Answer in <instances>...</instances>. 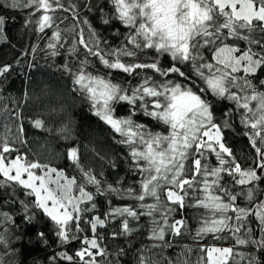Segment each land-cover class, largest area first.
Instances as JSON below:
<instances>
[{
  "label": "trees",
  "instance_id": "trees-1",
  "mask_svg": "<svg viewBox=\"0 0 264 264\" xmlns=\"http://www.w3.org/2000/svg\"><path fill=\"white\" fill-rule=\"evenodd\" d=\"M12 2L13 0H0V16L6 18V39L0 40V67L11 66L8 73L0 76V150L7 143L13 151L4 153L6 161L21 156L28 162H38L62 171L69 178H76L78 183L84 184L85 191L92 194L93 200L81 205L91 209L81 213L82 231H77L73 224L69 236L74 234L77 238L62 244L56 234L57 225L43 209L35 206V196L29 195L31 190L6 181L0 187V237L3 238L0 243V264H84L76 256V252L87 247L83 243L85 238L91 239L93 236L104 253L95 256L97 264H141L142 260L143 264H200L201 257L204 256L201 249L210 246L233 247L234 253L243 254V258L235 255L228 264H248L251 256L257 258V264H264V253L252 245H236L227 231L209 233L202 238L196 235L197 229L210 214L204 208L196 206L197 201L204 199L206 193L202 191L204 176L195 173L192 161L199 158L202 165L220 167L215 153L210 150L203 149V156L193 152L184 161L185 169L180 179L193 180V187L185 186L187 195L183 208L167 201L166 191L172 188L170 184L160 190L159 211L151 216L143 215L148 209L140 205L156 203L153 198L146 197L141 202L134 196L110 193L109 185L121 191L132 188L134 193H139L143 177L135 166L136 162L131 160L128 145L119 142L122 137L94 114L92 102L74 84L73 73L80 69L81 61L87 60L85 72L100 75L121 85L128 90L129 95L132 94L131 89L141 85L145 78H151L158 84L171 80L191 88L210 102L213 121L221 125L223 142L232 151L231 157L224 154L225 159L230 162L234 160L242 169L247 170L255 167L259 156L251 144L250 125L245 126L241 122L244 110L237 109L233 101L214 96L190 64L180 66L187 78L172 73L161 76L151 69H136L135 73L129 74L108 69L97 57L89 55L78 43L81 31L90 46L96 47L94 42L99 40V49L103 52H110L127 44L126 36L131 30L119 20L113 19L111 0H61L63 9L49 13L53 16L54 23L43 32L36 23L42 12H37L34 8L11 7L9 5ZM85 20L88 21L87 24L84 23ZM104 20L109 22L105 24ZM57 31L60 32L59 41L53 38ZM92 32L96 35L92 36ZM253 37L264 42V33H253ZM226 42L235 43L241 49L249 46L244 41L229 39ZM49 44H55V48H49ZM127 47L131 48L132 45ZM251 47L254 51H260L258 45ZM73 48L77 51H71ZM54 51L56 55L52 54ZM202 53L205 61L214 63L211 50H202ZM111 59L114 60L115 56ZM121 60L124 63H152L155 60L164 68L174 63L168 54L160 55L154 50H137L136 57H122ZM237 75L243 76L244 73L241 71ZM260 80H264V71H258L252 78L253 85L259 91H264ZM232 91L240 94L238 89ZM150 99L152 98L146 97V100ZM142 104V101H137V105ZM112 107L116 118L130 117L150 132L168 134V126L145 115L142 106L120 101L113 103ZM148 110H152L151 104L148 105ZM37 120L42 121L41 127L35 126ZM225 121L227 127H224ZM21 128L23 132L20 131ZM257 146L264 148L259 143V138ZM73 147L78 149L80 167L68 158V151ZM228 166L230 164L226 165ZM81 167L101 181L99 191L96 185L85 183ZM256 171L262 179L245 186L236 184L234 178L227 173L221 174L220 183L231 192L239 193L249 187L256 190L253 205H249L243 197H238L236 203L240 207L251 208L264 202V172L258 168ZM212 179L214 178L208 177L209 182ZM0 181H5L2 175ZM74 194L79 195L75 191ZM215 194L223 196L220 192ZM93 203L96 205L94 209L91 208ZM123 207L136 211L139 218L109 215L112 209ZM168 208L175 211L167 212ZM165 214L169 225L176 220L184 221L181 235H173L165 225ZM228 215L234 216V213L229 212ZM96 217L105 220V224L103 227L98 226L93 233L88 221ZM124 219L129 221L132 229L130 233H125L122 229ZM157 224L165 228L163 241L151 238L152 229ZM247 226L253 230L254 239L259 240L264 236L255 217H249ZM243 234L242 232L241 235ZM216 236L221 239H216ZM92 251L96 252L95 249ZM61 253L72 256L73 260L62 258ZM90 259L88 256L84 257L85 261Z\"/></svg>",
  "mask_w": 264,
  "mask_h": 264
},
{
  "label": "snow or ice",
  "instance_id": "snow-or-ice-1",
  "mask_svg": "<svg viewBox=\"0 0 264 264\" xmlns=\"http://www.w3.org/2000/svg\"><path fill=\"white\" fill-rule=\"evenodd\" d=\"M111 3L114 9L113 19L119 20L131 30L126 36L127 44L110 52H103L99 49V40L94 42L96 47H92L81 31L78 43L87 50V53L97 57L108 69H117L129 74L135 73L136 69H151L161 76L172 73L187 78L180 66L190 64L214 96L233 101L237 109L244 110L241 122L245 126L250 125L252 129L250 140L259 160L254 168L244 170L234 160L230 162L225 159L224 154L231 157L232 151L222 142L221 125L213 121L210 102L191 88L173 83L171 80L158 84L151 78H145L141 85L131 89L132 94L129 95L128 90L121 85L100 75L85 72L84 66L88 63L85 60L81 61L80 69L73 73L74 84L78 85V90L86 94V98L92 102L94 114L122 137L119 141L121 144L128 145L131 160L136 162L135 166L143 177L139 193H134L132 188L121 191L111 185L108 187L109 192L120 196H134L141 202L146 197L153 198L156 203L140 205L148 209L142 214L151 216L159 211L160 190L170 184L172 188L166 191L167 201L183 208L187 195L185 186L193 187V180L180 179L185 169L184 161L188 160L193 152L203 156V149L210 150L215 153L220 167L202 165L199 158L192 161L195 173L204 176L202 191L206 193L204 199L197 201L196 206L204 208L210 214L197 229V237L227 231L234 238L236 245H252L264 253V236L259 240L254 239L253 230L247 226L249 217H255L259 222L260 232L264 233V202L251 208L240 207L236 203L238 197H243L249 205H253L256 190L249 187L246 191L242 189L239 193H234L220 183L222 173L232 176L236 184L245 186L262 179L257 174V168L264 172V148L257 146V138L259 143L264 145V91H259L252 83V78L257 72L264 71V42L253 37V33H264V0H111ZM9 6L34 8L35 11L42 12L36 21L41 32L54 23L53 16L49 13L64 7L61 0H13ZM108 22L104 20L105 24ZM84 23L87 24L88 21L85 20ZM5 24L6 18L0 16V40L6 39ZM91 35L96 34L92 32ZM53 38L59 41L60 32H55ZM229 39L244 41L249 46L241 49L235 43H227ZM127 45L132 47L129 48ZM251 45H258L260 51H254ZM48 47L54 49L55 44H49ZM137 50L141 52L154 50L160 55L168 54L174 63L164 68L155 60L152 63L122 62V57H136ZM202 50L212 51L214 63L205 61ZM71 51L75 52L77 49L73 48ZM52 54L57 53L54 51ZM113 56L114 60L111 59ZM10 67L9 65L0 67V76L8 73ZM241 71L244 75L238 76L237 73ZM260 84L264 85V80H260ZM232 89H238L240 94ZM146 97L152 99L146 100ZM120 101L137 107L142 106L145 115L168 126V134L150 132L144 125L136 123L130 117L124 119L114 117L112 105ZM137 101H142L143 104L137 105ZM149 104L151 111L148 110ZM35 126L41 127L42 121H35ZM227 126L225 121L224 127ZM20 131L23 132V129ZM214 145L218 146V150ZM11 151L13 150L7 143L3 144L0 150V175L5 178V181H0V187L6 181H10L30 189L29 195L35 196V206L43 209L57 225L56 234L60 242L63 244L70 239H76L74 234L70 237L69 233L73 224L77 231H82L81 213L91 209L81 205L92 201V194L85 191L84 184L78 183L76 178H69L62 171L47 165L28 162L21 156H16L6 163L4 153ZM67 155L77 167H80L77 148L69 149ZM229 164L230 166L226 167ZM36 169L43 171V175H37L33 171ZM80 170L85 183L96 185L99 191L101 181L82 167ZM209 176L214 178L211 182L208 180ZM74 191L79 195H75ZM216 192L223 193V196L216 195ZM95 207L93 203L91 208ZM25 208L27 209L26 205ZM172 211L175 209H167V212ZM229 212L234 213V216L228 215ZM109 215L139 218L138 213L129 207L114 208ZM88 223L95 233L98 226H104L105 220L96 217ZM164 223L173 235L182 234L183 220H176L169 225L165 214ZM122 229L125 233L132 231L127 219L122 221ZM151 238L163 241L165 228L157 224L152 229ZM215 238L221 239L219 236ZM2 242L3 238L0 237V243ZM83 243L87 247L77 251L76 256L84 261V264H97L95 256L104 254L97 239L95 236L91 239L85 238ZM201 252L204 256L201 257L200 264H228L235 255L243 258L242 253H234L233 247L210 246L202 248ZM60 255L69 261L73 260V257L66 253ZM85 256L91 259L85 261ZM248 264H257V258L251 256L248 258Z\"/></svg>",
  "mask_w": 264,
  "mask_h": 264
},
{
  "label": "rangeland",
  "instance_id": "rangeland-1",
  "mask_svg": "<svg viewBox=\"0 0 264 264\" xmlns=\"http://www.w3.org/2000/svg\"><path fill=\"white\" fill-rule=\"evenodd\" d=\"M222 135V134H221ZM204 139H207V138H204ZM222 142H223V139H222ZM224 143V142H223ZM215 147H217V149H218V146H216V145H214ZM10 161V160H9ZM8 161H6V163H7ZM33 171H35V173L37 174V175H43V171H41L40 169H38V170H33ZM14 174V173H13ZM24 178L26 179L27 178V175L25 174L24 175ZM63 182V181H62ZM37 183H39V182H37ZM78 196V195H77ZM48 204H49V207H51V201H49L48 202ZM215 247H221V248H223V247H228V246H215Z\"/></svg>",
  "mask_w": 264,
  "mask_h": 264
}]
</instances>
